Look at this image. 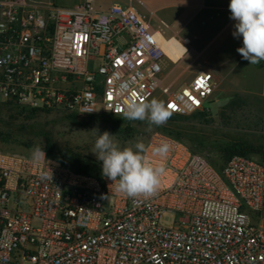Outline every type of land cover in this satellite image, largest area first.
I'll return each instance as SVG.
<instances>
[{"label": "built area", "instance_id": "2783aa9c", "mask_svg": "<svg viewBox=\"0 0 264 264\" xmlns=\"http://www.w3.org/2000/svg\"><path fill=\"white\" fill-rule=\"evenodd\" d=\"M166 28L132 5L0 0V103L95 119L160 92L172 115L206 111L211 72L164 84ZM161 142L171 146L167 175L150 199L117 194L106 177L42 150L0 151V264H264V143L216 169L163 133L146 145ZM165 212L176 216L171 228L159 224Z\"/></svg>", "mask_w": 264, "mask_h": 264}, {"label": "rangeland", "instance_id": "374dc122", "mask_svg": "<svg viewBox=\"0 0 264 264\" xmlns=\"http://www.w3.org/2000/svg\"><path fill=\"white\" fill-rule=\"evenodd\" d=\"M81 0H55L57 6L72 7ZM96 9L105 10L113 4L132 5L153 28L162 21L167 28L164 37H176L186 46L185 60L162 59L165 85L172 90L187 85L198 72H211L215 79L214 94L204 104L206 116L191 114L172 121L193 129L196 144L183 141L191 150L205 157L212 155L222 162L226 146L245 143L254 148L264 143V70L249 64L236 51L243 46L242 37L233 36L236 21L230 18V0H88ZM189 43H185V40ZM190 62L192 66L186 67ZM94 64L90 63L92 67ZM153 98L163 101L157 92ZM234 102L231 105V102ZM0 103V151L30 156L44 147L48 138L54 147L66 148L102 173L92 149L96 136L92 132L108 131L121 147L161 132V126L150 129L146 121H131L121 116H102L97 120L68 119L66 114L37 110L34 116L20 113L36 109ZM14 106V107H13ZM176 216L165 212L159 224L171 228Z\"/></svg>", "mask_w": 264, "mask_h": 264}, {"label": "clouds", "instance_id": "9594fccd", "mask_svg": "<svg viewBox=\"0 0 264 264\" xmlns=\"http://www.w3.org/2000/svg\"><path fill=\"white\" fill-rule=\"evenodd\" d=\"M228 7L230 18L236 21L232 34L243 40V46L236 51L249 64L264 61V0H230ZM122 115L127 120L146 121L150 129L153 125H165L172 112L162 100L152 98L147 101L133 95ZM92 132L96 139L91 152L102 161V175L112 182L110 189L134 199H150L158 194L167 175L169 143L161 142L149 148L138 141L121 147L108 131L100 133L93 129Z\"/></svg>", "mask_w": 264, "mask_h": 264}, {"label": "trees", "instance_id": "16d2710c", "mask_svg": "<svg viewBox=\"0 0 264 264\" xmlns=\"http://www.w3.org/2000/svg\"><path fill=\"white\" fill-rule=\"evenodd\" d=\"M234 102H231V105ZM8 105V104H4ZM14 107V106H13ZM18 107V106H16ZM20 113H24L26 115L34 116L36 113H38L37 110L34 111H24L22 109H19ZM205 111L197 112L201 116H206ZM195 113V114H197ZM111 116V115H106ZM183 116H177L172 115L170 119L167 121V123L163 126H161L160 130L163 134L168 135L178 141H181L182 143L189 142L190 144H196L195 136L193 135V129L187 128L183 125L174 124L172 123L175 119H181ZM68 119H73L71 116H67ZM75 119V117H74ZM73 119V120H74ZM95 119H89V120H97ZM185 144V143H184ZM186 145V144H185ZM187 146V145H186ZM188 147V146H187ZM189 148V147H188ZM190 149V148H189ZM43 152L49 157L54 159L55 161L59 162L64 167L70 169L72 172L77 174H82L90 177H95L98 179H101L103 177L102 173L98 172L95 167H91L88 162L84 161L80 156L72 153L70 150L66 148H59L54 147L52 142L45 138L44 147L42 149ZM191 150V149H190ZM193 153V150H191ZM262 147L254 148L246 145L245 143H235L229 146H226L225 150H223L222 153V162H219L216 157H212V155H207L205 158L208 160V162L215 167L216 169H221L223 165L234 155H240V156H248L253 153H261ZM197 154V153H196Z\"/></svg>", "mask_w": 264, "mask_h": 264}, {"label": "bare ground", "instance_id": "6f19581e", "mask_svg": "<svg viewBox=\"0 0 264 264\" xmlns=\"http://www.w3.org/2000/svg\"><path fill=\"white\" fill-rule=\"evenodd\" d=\"M158 40L161 44L162 51L167 60H170L172 62H177L181 60L184 57V55L188 52L186 46H184L179 41V39L174 36L170 37L169 39H166L162 34H160L158 35ZM185 43H189V41L186 39Z\"/></svg>", "mask_w": 264, "mask_h": 264}, {"label": "crops", "instance_id": "0c3cea01", "mask_svg": "<svg viewBox=\"0 0 264 264\" xmlns=\"http://www.w3.org/2000/svg\"><path fill=\"white\" fill-rule=\"evenodd\" d=\"M28 1H36V2H38V1H42V2H51L52 4L56 5V3L54 2L55 0H28ZM73 5H75V4H73ZM188 54H189V51L184 55V57H183L180 61L185 60V58H186V56H187ZM180 61H179V62H180ZM192 64H193V62H190L189 65H188V64L186 65V67H187V66L190 67V66H192ZM192 78H193V77H192ZM192 78H191V79H192ZM190 81H191V80H190ZM190 81H189V82H190ZM189 82H188V83H189Z\"/></svg>", "mask_w": 264, "mask_h": 264}, {"label": "snow or ice", "instance_id": "6c2138e0", "mask_svg": "<svg viewBox=\"0 0 264 264\" xmlns=\"http://www.w3.org/2000/svg\"><path fill=\"white\" fill-rule=\"evenodd\" d=\"M169 107H174V105H169Z\"/></svg>", "mask_w": 264, "mask_h": 264}]
</instances>
